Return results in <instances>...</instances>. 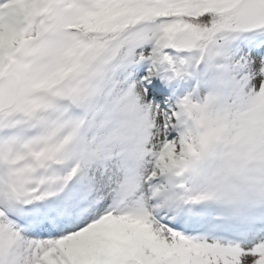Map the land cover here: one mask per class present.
<instances>
[{
  "label": "snow or ice",
  "instance_id": "6c2138e0",
  "mask_svg": "<svg viewBox=\"0 0 264 264\" xmlns=\"http://www.w3.org/2000/svg\"><path fill=\"white\" fill-rule=\"evenodd\" d=\"M0 264H264V0H0Z\"/></svg>",
  "mask_w": 264,
  "mask_h": 264
}]
</instances>
